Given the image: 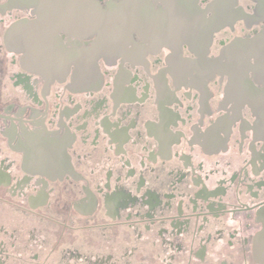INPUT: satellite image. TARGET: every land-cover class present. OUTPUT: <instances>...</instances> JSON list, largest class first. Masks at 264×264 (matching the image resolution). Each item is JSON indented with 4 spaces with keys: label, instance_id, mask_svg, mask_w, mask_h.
I'll use <instances>...</instances> for the list:
<instances>
[{
    "label": "flooded vegetation",
    "instance_id": "1",
    "mask_svg": "<svg viewBox=\"0 0 264 264\" xmlns=\"http://www.w3.org/2000/svg\"><path fill=\"white\" fill-rule=\"evenodd\" d=\"M263 33L262 0H0V264H264Z\"/></svg>",
    "mask_w": 264,
    "mask_h": 264
},
{
    "label": "water",
    "instance_id": "2",
    "mask_svg": "<svg viewBox=\"0 0 264 264\" xmlns=\"http://www.w3.org/2000/svg\"><path fill=\"white\" fill-rule=\"evenodd\" d=\"M257 1V0H256ZM261 1V0H259ZM262 5L264 6V0H262ZM258 38V37H257ZM260 39H264V33L259 37Z\"/></svg>",
    "mask_w": 264,
    "mask_h": 264
}]
</instances>
